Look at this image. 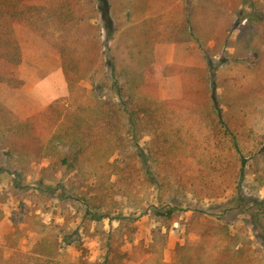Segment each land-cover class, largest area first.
<instances>
[{
  "label": "rangeland",
  "instance_id": "obj_1",
  "mask_svg": "<svg viewBox=\"0 0 264 264\" xmlns=\"http://www.w3.org/2000/svg\"><path fill=\"white\" fill-rule=\"evenodd\" d=\"M254 1L82 2L84 27L53 25L65 56L15 28L24 85L0 83V264H264ZM255 9L262 22L242 20ZM121 22L135 41L115 62Z\"/></svg>",
  "mask_w": 264,
  "mask_h": 264
},
{
  "label": "trees",
  "instance_id": "obj_2",
  "mask_svg": "<svg viewBox=\"0 0 264 264\" xmlns=\"http://www.w3.org/2000/svg\"><path fill=\"white\" fill-rule=\"evenodd\" d=\"M54 1H59L56 3V6H52V3L47 4L45 0H0V83L15 89H19L24 84L23 80L19 79L16 73L17 68L22 63V49L16 37L15 30L17 26L28 28L39 34L42 38H48L55 48L61 51L60 53L62 56H65L66 50H64L65 48L63 46H66V41L64 38L61 40L59 38H54L53 25L57 27L58 30H65V28L68 30L78 26L84 27L86 25L85 21H89V18L82 10V7L79 6L80 3L87 1H89L87 3L90 4L99 2L104 3L107 0H53V2ZM249 1L250 0H248V2ZM254 2L256 4L252 3L249 7L255 8L256 5H258L257 1ZM263 6L261 7V5H258V7H260L259 11H263L264 13ZM125 15V20L130 23V18L132 19L131 12H127ZM254 15L257 17H253ZM254 18L257 20V23L262 22L256 9L252 14L242 17V20L248 19L254 21ZM152 19L153 17L151 16L147 17L144 22ZM185 30H188L187 27H185ZM117 31L120 33V37L116 40V43H118L116 49L112 50L115 54V56H113V61L115 62L130 51L131 43L135 41L134 37L125 39L127 35L124 34L127 32V25L123 22L120 23ZM189 35L193 37L191 31ZM124 62H126V59ZM67 67L68 65L65 64L66 77L68 82L71 83L73 79L67 73ZM76 73L79 74L80 72L76 70Z\"/></svg>",
  "mask_w": 264,
  "mask_h": 264
},
{
  "label": "crops",
  "instance_id": "obj_3",
  "mask_svg": "<svg viewBox=\"0 0 264 264\" xmlns=\"http://www.w3.org/2000/svg\"><path fill=\"white\" fill-rule=\"evenodd\" d=\"M148 17H150V16H148ZM151 17H153V19H155L154 17H156V16H151ZM147 18V17H146ZM157 19V18H156ZM136 20V19H135ZM144 20H145V18H142V20L139 22L138 20H136L137 22H139V24H135V25H140V24H142V26L144 25ZM149 21L150 20H148L147 21V24L149 23ZM146 22V21H145ZM53 45V44H52ZM21 49H22V47H21ZM22 60H23V50H22ZM21 65V64H20ZM49 79H50V81H54V82H56L54 85H53V87H54V92H55V90H58V88H60V90H63V89H65V81H64V78H63V75H62V72L61 71H57L56 73H54V74H52L50 77H49ZM24 82V81H23ZM24 85V84H23ZM23 85H22V87H23ZM22 87H20V88H22ZM19 88V89H20Z\"/></svg>",
  "mask_w": 264,
  "mask_h": 264
}]
</instances>
